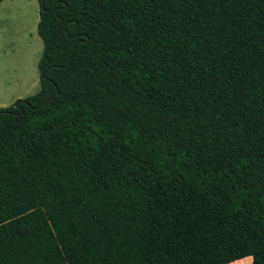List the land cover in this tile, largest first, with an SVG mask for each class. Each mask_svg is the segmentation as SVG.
Returning a JSON list of instances; mask_svg holds the SVG:
<instances>
[{"label":"trees","instance_id":"trees-1","mask_svg":"<svg viewBox=\"0 0 264 264\" xmlns=\"http://www.w3.org/2000/svg\"><path fill=\"white\" fill-rule=\"evenodd\" d=\"M36 1L0 264H264V0Z\"/></svg>","mask_w":264,"mask_h":264},{"label":"rangeland","instance_id":"rangeland-1","mask_svg":"<svg viewBox=\"0 0 264 264\" xmlns=\"http://www.w3.org/2000/svg\"><path fill=\"white\" fill-rule=\"evenodd\" d=\"M36 0L0 2V107L38 89L36 64L42 44L36 34Z\"/></svg>","mask_w":264,"mask_h":264},{"label":"crops","instance_id":"crops-1","mask_svg":"<svg viewBox=\"0 0 264 264\" xmlns=\"http://www.w3.org/2000/svg\"><path fill=\"white\" fill-rule=\"evenodd\" d=\"M225 264H251V257L250 256H245V257H242L240 259H236L234 261H231V262H228V263H225Z\"/></svg>","mask_w":264,"mask_h":264}]
</instances>
